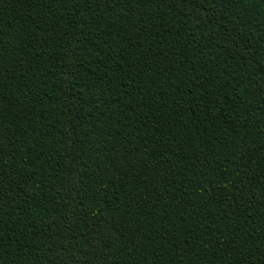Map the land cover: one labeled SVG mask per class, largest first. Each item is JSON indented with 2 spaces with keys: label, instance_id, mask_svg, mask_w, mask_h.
Listing matches in <instances>:
<instances>
[{
  "label": "trees",
  "instance_id": "1",
  "mask_svg": "<svg viewBox=\"0 0 264 264\" xmlns=\"http://www.w3.org/2000/svg\"><path fill=\"white\" fill-rule=\"evenodd\" d=\"M0 264H264V0H0Z\"/></svg>",
  "mask_w": 264,
  "mask_h": 264
}]
</instances>
